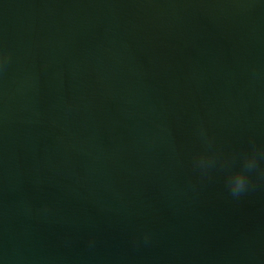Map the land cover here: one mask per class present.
Returning <instances> with one entry per match:
<instances>
[{
	"label": "water",
	"instance_id": "1",
	"mask_svg": "<svg viewBox=\"0 0 264 264\" xmlns=\"http://www.w3.org/2000/svg\"><path fill=\"white\" fill-rule=\"evenodd\" d=\"M0 264H264V0H0Z\"/></svg>",
	"mask_w": 264,
	"mask_h": 264
},
{
	"label": "clouds",
	"instance_id": "2",
	"mask_svg": "<svg viewBox=\"0 0 264 264\" xmlns=\"http://www.w3.org/2000/svg\"><path fill=\"white\" fill-rule=\"evenodd\" d=\"M215 162L214 157L200 155L195 163L202 171H206ZM257 167V153L255 150L251 154L244 156V166L241 170L232 172L227 178V187L230 194L238 197L248 190L249 177L248 172Z\"/></svg>",
	"mask_w": 264,
	"mask_h": 264
}]
</instances>
